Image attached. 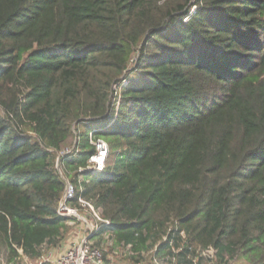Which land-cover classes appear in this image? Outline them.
I'll use <instances>...</instances> for the list:
<instances>
[{
	"label": "trees",
	"instance_id": "16d2710c",
	"mask_svg": "<svg viewBox=\"0 0 264 264\" xmlns=\"http://www.w3.org/2000/svg\"><path fill=\"white\" fill-rule=\"evenodd\" d=\"M66 182L132 257L264 264V0H0V264L60 245Z\"/></svg>",
	"mask_w": 264,
	"mask_h": 264
},
{
	"label": "built area",
	"instance_id": "2783aa9c",
	"mask_svg": "<svg viewBox=\"0 0 264 264\" xmlns=\"http://www.w3.org/2000/svg\"><path fill=\"white\" fill-rule=\"evenodd\" d=\"M95 147V153L88 160V169L92 173L102 172L105 168V161L108 155V145L102 139L91 141ZM75 195V188L71 183L66 182L65 190L61 200L59 201L57 212L64 217L80 218L77 214L78 210L69 206L68 202L73 199ZM91 210L95 219L94 223L88 224L89 231H98L101 226L108 225L107 221L101 220L98 213L94 212L92 207L85 204ZM105 251L82 242L78 245H71L55 260V264H105ZM199 256L206 259L209 264L215 263V251L207 249L199 253ZM40 260V259H39ZM51 257L45 258V261L50 262ZM167 260V259H165ZM44 261V262H45Z\"/></svg>",
	"mask_w": 264,
	"mask_h": 264
},
{
	"label": "rangeland",
	"instance_id": "374dc122",
	"mask_svg": "<svg viewBox=\"0 0 264 264\" xmlns=\"http://www.w3.org/2000/svg\"><path fill=\"white\" fill-rule=\"evenodd\" d=\"M134 59H135V56L133 57V60ZM132 63L133 61H131L130 64L132 65ZM89 136L92 140H94L93 136L91 135ZM77 214L79 215L80 218L76 219L75 217L71 216L69 218L71 219L69 221L71 224L67 223L69 227L71 225L74 226V227L71 226V229L68 232V234L70 233V235H68L67 242L69 241L71 245H78L82 242H86L89 245H92L96 248H99L105 251L104 253L105 257L106 256L112 257L113 264H154L152 254L154 253L155 248L141 255L138 254L132 257L130 251H127L126 249L116 247L113 245L110 234L108 232H105L103 234H97L99 230L96 232H94L95 230L91 232L89 231L88 224L95 222V219L90 209L89 210H78ZM70 246H68L67 248H69ZM60 253H61L60 251H56L54 252V254L53 253L49 254L46 252L45 254L42 255L40 260L39 259L30 260V259H27L25 256H22L17 262H14L13 264H55V260L56 258H58ZM48 256L51 257L50 262L45 261V258H47ZM107 262L110 263V261H108V258H107ZM156 262L158 264H169L170 263V262L168 263L163 262L162 260H159V259H157ZM1 264H5V260H3ZM201 264H209V263L206 259H202ZM217 264H223V263L218 262ZM227 264H246V262L242 258H235L233 260L228 261Z\"/></svg>",
	"mask_w": 264,
	"mask_h": 264
},
{
	"label": "crops",
	"instance_id": "0c3cea01",
	"mask_svg": "<svg viewBox=\"0 0 264 264\" xmlns=\"http://www.w3.org/2000/svg\"><path fill=\"white\" fill-rule=\"evenodd\" d=\"M68 224H71L70 222L68 223ZM71 226H73V225H71ZM71 226L69 227L70 229H71ZM74 227V226H73ZM69 229V230H70ZM69 230H68V232H69ZM68 232L66 233L67 235H65V237H64V239L62 240V242L60 243V245L57 247V248H55V249H52L51 251H48L47 253H49V254H51V253H53L54 254V252H56V251H60L61 253H60V255L67 249V247L68 246H70L71 245V243H69V241L67 242V240H68V235H70V233L68 234ZM82 238V237H81ZM66 242H67V244H66ZM178 251L179 250H176V251H174V250H172V252L174 253V254H177L178 253ZM152 256H153V260H154V264H158L157 262H156V260L157 259H159V260H162L163 262H166V263H168V262H170L169 264H175V259H174V257H172V258H169V259H167V260H164L163 258H162V256L161 257H154V255L152 254ZM107 257V256H106ZM105 257V258H106ZM107 258H108V261H110V263L109 262H107ZM106 259H105V264H113V262H112V257H107ZM202 258V257H201ZM202 259H204V258H202ZM115 263V262H114ZM202 263V260H201V262H200V264Z\"/></svg>",
	"mask_w": 264,
	"mask_h": 264
}]
</instances>
